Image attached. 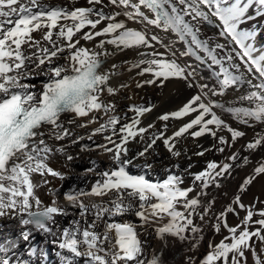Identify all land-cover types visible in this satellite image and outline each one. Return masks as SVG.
Instances as JSON below:
<instances>
[{"label": "snow or ice", "instance_id": "snow-or-ice-1", "mask_svg": "<svg viewBox=\"0 0 264 264\" xmlns=\"http://www.w3.org/2000/svg\"><path fill=\"white\" fill-rule=\"evenodd\" d=\"M71 3L74 5L77 0ZM86 4L69 9L45 0H0V219H17L22 225H34L55 237L51 225L56 224V217L69 216L68 206H71L79 210L80 220H74V231H62L58 248L70 254L57 253L63 264H74L73 258H85L86 264H167L164 249L159 253L152 251L149 257V241L141 236L152 229L165 247L166 238L172 237L187 243V251L193 252L203 240V228L194 223V218L205 221L215 203L214 198L202 200L201 197H207L211 187L220 188L221 181L235 170L234 166L243 167L251 161L248 156L233 152L225 158L227 162L209 161L199 173L184 169L193 182L182 187L185 177L179 173L178 165L177 171L166 169L168 174L162 181L148 178L153 165L147 157L157 141H162L171 156L178 158L182 154L177 148L179 138L189 136L193 139L210 136L216 141L212 148L195 153L201 157L207 151L215 149L223 153L225 147L234 146L246 133L233 128L216 110L230 115L241 125H264V44L257 47L260 28L241 27L264 17V0H107L106 3L86 0ZM128 22L140 28L129 27ZM204 25L218 29L217 35L204 38ZM153 28L165 35L152 32ZM84 29L89 31L77 36ZM35 32L41 33L39 39L33 36ZM97 37L103 39L94 48L80 45L81 40L93 41ZM219 38L227 43H220ZM177 44H183L184 50L178 49ZM106 45L112 46V50ZM127 50H137L139 57L130 63L129 70L139 69L140 76L149 74L137 87L162 88L165 82L175 79L183 81L187 88L197 89L180 108L158 117L168 122L196 114L171 136L165 135L167 123L161 130L145 136L155 125L141 127L140 117L151 112L153 105L130 106L128 111L134 115L128 118L127 113L123 117L117 115V106L101 98L105 91L110 96L117 92L109 81L118 74L113 70L120 65L106 69V61ZM180 57H192L198 64H182ZM59 60L64 63H57ZM200 66L210 72L214 84L200 82L208 79L201 75ZM41 75L47 77L42 85L29 82ZM229 89H244L233 105L214 99L223 97ZM240 102H246L247 106ZM91 113L108 116L88 139L111 132L104 135L107 143L97 147L112 154L110 160L115 167L102 170L90 191L67 193L64 196L67 206L59 203L58 198H53L50 205L44 204L37 189L50 183L47 177L66 179L64 173L50 166V159L57 153L69 162L76 159L66 151L67 145L56 146L48 141L68 140L77 144L84 140L69 126L83 128L97 123L96 116L87 123H76ZM118 124L121 127L117 130ZM193 129L196 130L190 131ZM221 130L230 133L231 141L217 135ZM116 135L119 140L113 139ZM130 141L143 142L144 147L133 155L128 147ZM244 147L250 153L264 147V131L255 133L254 139ZM81 150L92 149L84 145ZM140 158L143 163L138 162ZM91 164L93 167L88 171H95L97 162ZM130 169L138 171L133 173ZM34 174L41 180L35 181ZM259 176H264V160L245 178L238 192H245ZM197 187L199 191L190 198L189 194ZM49 195L57 197V191L52 190ZM105 196L109 197L107 201L102 199ZM87 197L101 200L87 204L83 199ZM233 205L246 212L236 226H230L227 221L229 213L239 215ZM129 214L137 217L139 223L106 219ZM214 215L213 231L219 234L223 227L230 235L218 244L209 241V251L200 264H247V252L252 253L254 264H264L253 242L255 237L264 253V208L256 209L255 203L245 205L241 196L236 195L232 204ZM254 216L259 219L254 221ZM101 223L102 232L97 230ZM113 231L114 240L109 236ZM30 238V232L22 234L23 241L29 242ZM16 246L13 241L11 248ZM8 251V247L0 246V264H13ZM36 253L37 249L33 248L31 255ZM196 260L189 255L184 264H196ZM16 264L26 262L17 260Z\"/></svg>", "mask_w": 264, "mask_h": 264}, {"label": "bare ground", "instance_id": "bare-ground-1", "mask_svg": "<svg viewBox=\"0 0 264 264\" xmlns=\"http://www.w3.org/2000/svg\"><path fill=\"white\" fill-rule=\"evenodd\" d=\"M45 2L50 3L51 5H60L67 6L69 9L72 7H80V6H88L86 4V0H77L76 4H72L71 0H45ZM107 0H105V3ZM251 14V12H250ZM119 19H125L124 17H120ZM106 23V22H105ZM104 25L98 26V28L103 27ZM128 26L132 28H140V25L135 24L133 22H128ZM260 28V36L257 38V47L261 45L260 40L264 36V17L259 18L258 20L252 21L250 24L242 25V28H251V27ZM89 31V29H84L83 32L77 33V36L83 35L84 32ZM152 32L159 33L161 36L165 34L160 32L158 29H152ZM202 32L204 34V38L210 36H216L218 33V29L213 28L208 25H204L202 27ZM41 33L35 32L33 36L37 39L40 38ZM169 37L174 38L171 34H167ZM74 40L76 37L73 38ZM102 37H97L93 41H80V45L87 48H94L96 44L102 40ZM220 43H227L224 39L219 38ZM176 47L181 51L184 50L183 44H177ZM106 48L112 50V46L106 45ZM145 51H151V49H145ZM161 52L164 49H160ZM203 55V53H201ZM256 55H260L259 52ZM136 59H139L137 52L135 50H127L125 52H121L115 57L110 58L106 61L104 67L106 69H111L113 64L120 65V67L114 69L113 71L117 72V75H113L109 81V85L116 88L117 92L115 95H108L106 91L102 95V99L109 103H114L116 107V114L123 117L125 113H127V117L131 118L134 113L128 111L130 106L133 105H153V110L149 113H146L144 116L140 117L141 127H146L149 124H154V128H150L145 136L148 137L152 133L157 130H161L165 123L168 124L166 136H171L174 132L171 131L173 126V121L170 119L168 122L160 121L158 119V115H160L159 110L165 111L169 108H180L184 103H186L194 94H196V88H187L183 81L179 80H169L164 83V86L157 87L156 85H144L143 87H137V83L139 81H143L149 78V74H145L144 76L137 75L140 71L139 69H131L130 63ZM180 63H189L193 65H197L192 57H180ZM57 63L63 64V60L57 61ZM218 70V69H217ZM199 71L203 77L208 78L206 81L201 80V83L208 82L209 84H214L215 81L210 78V72L204 67L200 66ZM47 80V77L41 75L35 78L33 81H29L31 83H35L36 85H42ZM121 85H126V87H121ZM244 93V89L232 90L229 89L223 97L217 96L214 99L227 102L229 105H233L234 101L238 100V97ZM241 104L246 105V102H240ZM239 106V104L234 105ZM159 111V112H158ZM217 114L221 116L227 123H229L233 128H238L246 133L243 138L237 140L234 146L225 147V151L220 153L215 149L211 151L205 152L204 156L195 155L196 152L202 151L204 149L212 148L216 141L213 140L210 136H204L200 138H191L190 136L185 138H179V143L177 144V148L181 150L180 157H172L171 154L166 150V147L162 143V141H157L154 146V150L150 151L147 159L148 162L153 165V170L149 173V177L153 181H162L167 176L166 169L170 168L173 171H177L176 165L179 166V173L184 175V184L182 187H188L193 182V177L189 175L187 172H184V169H190L191 173H199L203 171L206 167L207 162L215 161V162H227L225 158L230 156L233 152H239L241 157L248 156L250 159V163L243 167L234 166V171L231 176L225 180L221 181L222 186L220 188L211 187L207 191L209 195L207 197H201L202 200H215L214 205L212 206V210L209 213V216L205 217V221H200L198 217L194 218V223L199 224L203 228V240L200 242L199 247L196 248L193 252H188V244L181 243L175 238L167 237V246L165 247L164 242L160 241L152 232V229H148V232L141 236V239H147L149 241L148 244V255L149 257L152 254V251L160 252L161 249H164L163 258L166 260L167 264H184L186 257L191 255L197 258L196 264H200V259L203 258L206 253L209 251V241L213 244H218L230 234L223 227L221 228V232L216 234L213 231V224L215 223V215L222 212L227 206L232 204V201L236 195L241 196V202L245 205H252L255 203L256 209L264 208V203H260V201H264V176L257 177L254 182L247 188V190L243 193L238 192L240 185L243 183L246 177L253 173L255 167L258 166L261 160H264V147H261L255 152H248L244 145L254 139L255 133L264 131V125L256 124L255 127H248L245 125L238 124L234 121L230 115L226 113H221L220 110H216ZM196 114L193 113L189 117H185L181 120V124L179 123L178 127L182 126L191 118H194ZM97 117V123L87 124L86 127L80 128L75 125H70L69 127L76 133V136H83L84 140L80 141L77 144H71L70 141H53L49 140V144H55L56 146L67 145L66 151L69 154H72L76 159L69 162L66 160L64 155L56 154L53 156L49 164L54 170H58L65 174L66 179L61 181L59 178L48 176L47 179L50 183L46 186H42L37 189L38 195L40 199L46 205H50V202L53 198H58L59 203L67 206V202L64 199V196L71 192H86L90 191L91 187L94 183L100 179L99 173L102 170H107L109 167H115L110 160L111 153H105L103 149L97 147V145L105 144L107 141L104 140V135H110L111 132L98 134L93 137L92 140L88 139V136L92 133V131L99 127L101 123H104L108 116H104L98 113H91L89 117L79 118L77 120V124L87 123V121L92 117ZM67 119V117H65ZM124 121H121V124ZM130 122V120L128 121ZM255 123V122H253ZM121 124L116 125L117 130L121 127ZM196 129L190 130L194 131ZM218 136H224L229 141H231L230 133L226 130H221L217 133ZM113 139L119 140V135L113 136ZM140 138L137 137V140ZM84 145H88L92 150L91 151H82V147ZM202 146V147H201ZM112 147V145H109ZM128 147L131 149V154H135L140 151L144 147V143H137L136 141H130ZM91 161H96L97 166L95 167V171H88V169L92 168ZM143 163V158H140L138 161ZM239 163V162H237ZM131 172L135 173L138 171L137 169H130ZM33 179L35 181L41 180V177L38 174H34ZM197 186L199 182H196ZM52 190L57 191V197H53L49 195V192ZM199 188L197 190L190 193L189 196L194 197ZM108 196L103 197L104 201L108 200ZM84 202L87 204H91L94 202H99L101 198L98 197H87L83 198ZM236 211L239 215H234L232 213L228 214L227 221L230 226H236L240 223L241 220L246 216V212L239 209L236 205ZM183 210V209H180ZM69 216L67 217H56V224L51 225L53 230L56 232V236L53 237L51 234H45L40 230H37L34 225H22L19 223L17 219H8L3 218L0 219V246H6L9 248L7 253L8 258L13 261V264H16L17 260L26 262V264H63L60 257L57 255L60 252L62 255L70 256V254L66 253L65 250H60L58 248V243L62 239L61 234L63 230H75L74 220H80L79 210L73 209L71 206H68ZM211 217V219H209ZM91 218H89L90 220ZM106 219L109 222H124V221H132L134 223H139V220L134 215H127L122 217H112ZM259 219L258 216H254L253 220ZM167 222L166 220L164 221ZM81 225H84V221H81ZM255 227H259V225H255ZM104 225L101 223L98 227V231H103ZM138 231L143 232L144 229H137ZM253 230V229H250ZM24 232H30L31 238L29 242H25L22 239V234ZM109 236L114 240L115 232H110ZM56 241L55 243L53 241ZM16 243L15 248H11L12 242ZM253 242L255 243L256 251L260 254L261 259H264V253H261V244L256 241V238L253 237ZM107 247V245H105ZM33 248L37 249L36 255H31V251ZM247 256V264H254V258L251 252L246 253ZM74 264H86L85 258H73Z\"/></svg>", "mask_w": 264, "mask_h": 264}, {"label": "rangeland", "instance_id": "rangeland-1", "mask_svg": "<svg viewBox=\"0 0 264 264\" xmlns=\"http://www.w3.org/2000/svg\"><path fill=\"white\" fill-rule=\"evenodd\" d=\"M260 43L261 44H264V36L261 38V40H260ZM133 51V50H132ZM135 52H137V50H135ZM177 108H169V109H167V110H165V111H162V110H159V111H161L160 112V115L161 114H164V113H166V112H170V111H172V110H176ZM158 111V112H159ZM160 115H158L157 117H159ZM173 121V126H172V128H171V131L173 130V131H175V130H177L179 127V123L181 124V120H172Z\"/></svg>", "mask_w": 264, "mask_h": 264}]
</instances>
